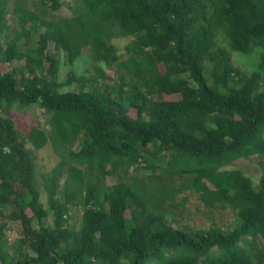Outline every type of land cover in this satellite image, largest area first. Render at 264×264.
<instances>
[{"label": "trees", "instance_id": "16d2710c", "mask_svg": "<svg viewBox=\"0 0 264 264\" xmlns=\"http://www.w3.org/2000/svg\"><path fill=\"white\" fill-rule=\"evenodd\" d=\"M10 1L0 0V264H264V171L254 187L225 169L264 152V0H82L68 19L49 18L59 0H32L14 5L17 29ZM118 37L132 38L125 60ZM85 47L115 67V82L97 65L59 80L58 54L72 65ZM253 51L251 74L233 66V53ZM31 105L47 131L15 128L12 111ZM47 143L59 161L37 174L34 152ZM140 169L147 182L130 176ZM184 174L207 209L231 206L233 229L171 225L166 201L178 190L164 176ZM75 205L79 229L68 222ZM7 223L20 239L5 236Z\"/></svg>", "mask_w": 264, "mask_h": 264}, {"label": "rangeland", "instance_id": "374dc122", "mask_svg": "<svg viewBox=\"0 0 264 264\" xmlns=\"http://www.w3.org/2000/svg\"><path fill=\"white\" fill-rule=\"evenodd\" d=\"M18 4H17V3ZM11 0L7 4L8 9V19L9 24L12 29H17V24L15 18L12 16L11 11L14 5H21L24 8H32V0ZM60 8L49 16V18H72L75 15H78L82 12V0H59ZM48 3V2H47ZM49 4V3H48ZM37 39V36H35ZM132 40L131 37H118L113 38L110 42L115 46L117 54L120 56L121 60L126 59L125 46ZM218 47L228 49L227 43L225 41H220L217 43ZM49 50L54 54V47L52 43L48 45ZM60 60L59 73L58 77L60 81H64L69 73H74L75 75H83L85 71L92 70L93 66H98L99 68L104 69V72L108 76L106 83L111 85L116 81V77L119 75L115 67L107 68L103 64L94 63L91 58L89 47L82 49L79 57L76 61L70 65L67 63L66 56L63 52L58 54ZM259 52L253 51L250 55L244 56L240 53L232 54V64L235 68L244 72L245 74H251L258 64ZM19 65L21 63H17ZM209 63H206L208 66ZM11 68V65H8V69ZM159 69L163 72L164 68L160 65ZM124 71V70H123ZM125 72V71H124ZM208 73V72H207ZM206 76V75H205ZM78 86H71V90H77ZM155 99L161 100H174L178 97L176 96H164L160 95L154 97ZM14 121L15 128L20 131L22 134L28 133L31 127H37L39 129L48 130L49 126L46 122V116L43 111L37 105H31L25 109L15 108L12 111V117ZM25 147L31 148L30 144H26ZM76 148V147H74ZM35 156V171L37 174L45 173L51 170L59 161V157L55 154L53 146L51 143H47L46 146L38 151L34 152ZM166 162L162 163V166L165 167ZM225 169H239L242 170L247 176H249L254 187H257V182L264 171V152L262 154L252 155L248 159H238L233 162L230 166H227ZM132 171V169H130ZM122 173L119 172V175ZM156 174H160V171H157ZM135 177L141 178L143 181L147 182V176L150 175V172H147L143 169L138 170L135 173L130 174ZM170 185V188L173 190H178L174 194L173 198H170L166 201V204L169 208V214L167 215L168 221H172L173 227L178 228H190L193 230H209L218 228L222 231H227L233 229L236 226L235 212L229 205L217 206L215 209H207L202 202L200 201L198 195L187 188L193 180L192 175L184 174L182 176H176L173 178L165 177ZM38 186L40 179L37 177ZM116 182V179L113 176H107L105 178V183L107 185H112ZM63 187V178L58 183V188L61 191ZM40 201L43 203V206L46 208V194L41 192ZM52 217L51 215L43 219V225H51ZM69 225L73 226L74 229L80 228L81 222V207L79 205L72 206L71 214L68 219ZM5 236L9 239L16 238L17 240L22 237V229L18 224L7 223L5 225ZM16 240L10 245V252L14 250L16 245Z\"/></svg>", "mask_w": 264, "mask_h": 264}, {"label": "clouds", "instance_id": "9594fccd", "mask_svg": "<svg viewBox=\"0 0 264 264\" xmlns=\"http://www.w3.org/2000/svg\"><path fill=\"white\" fill-rule=\"evenodd\" d=\"M13 120V119H12ZM20 132V131H19Z\"/></svg>", "mask_w": 264, "mask_h": 264}]
</instances>
